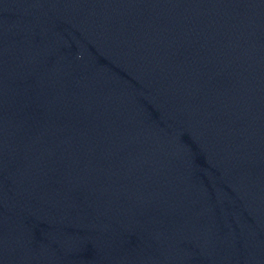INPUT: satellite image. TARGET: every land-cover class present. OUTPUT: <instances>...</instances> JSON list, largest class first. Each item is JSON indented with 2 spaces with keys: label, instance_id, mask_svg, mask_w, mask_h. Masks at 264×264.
I'll return each instance as SVG.
<instances>
[{
  "label": "water",
  "instance_id": "95a60500",
  "mask_svg": "<svg viewBox=\"0 0 264 264\" xmlns=\"http://www.w3.org/2000/svg\"><path fill=\"white\" fill-rule=\"evenodd\" d=\"M0 264H264V0H0Z\"/></svg>",
  "mask_w": 264,
  "mask_h": 264
}]
</instances>
